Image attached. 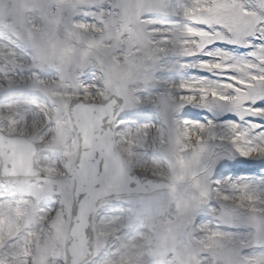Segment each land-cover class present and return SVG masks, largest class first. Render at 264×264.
I'll return each mask as SVG.
<instances>
[{"label": "snow or ice", "instance_id": "6c2138e0", "mask_svg": "<svg viewBox=\"0 0 264 264\" xmlns=\"http://www.w3.org/2000/svg\"><path fill=\"white\" fill-rule=\"evenodd\" d=\"M0 264H264V0H0Z\"/></svg>", "mask_w": 264, "mask_h": 264}]
</instances>
